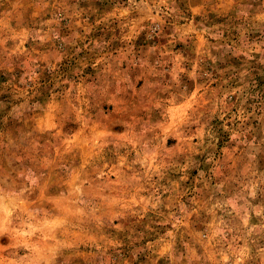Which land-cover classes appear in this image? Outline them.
Instances as JSON below:
<instances>
[{
	"label": "rangeland",
	"instance_id": "1",
	"mask_svg": "<svg viewBox=\"0 0 264 264\" xmlns=\"http://www.w3.org/2000/svg\"><path fill=\"white\" fill-rule=\"evenodd\" d=\"M0 264H264V0H0Z\"/></svg>",
	"mask_w": 264,
	"mask_h": 264
}]
</instances>
